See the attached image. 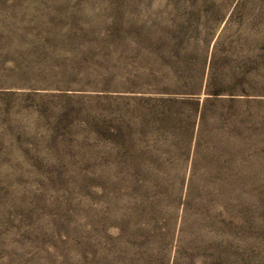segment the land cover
Wrapping results in <instances>:
<instances>
[{
	"label": "rangeland",
	"instance_id": "obj_1",
	"mask_svg": "<svg viewBox=\"0 0 264 264\" xmlns=\"http://www.w3.org/2000/svg\"><path fill=\"white\" fill-rule=\"evenodd\" d=\"M0 264H264V0H0Z\"/></svg>",
	"mask_w": 264,
	"mask_h": 264
}]
</instances>
